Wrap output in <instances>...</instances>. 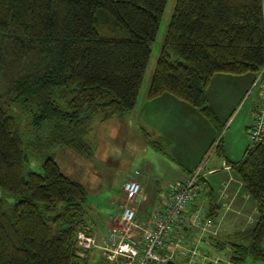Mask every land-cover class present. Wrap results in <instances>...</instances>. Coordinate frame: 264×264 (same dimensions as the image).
Here are the masks:
<instances>
[{"label": "trees", "instance_id": "obj_1", "mask_svg": "<svg viewBox=\"0 0 264 264\" xmlns=\"http://www.w3.org/2000/svg\"><path fill=\"white\" fill-rule=\"evenodd\" d=\"M166 3L0 0V264L82 262L75 243L87 226L86 190L51 150L88 158L93 117L134 110ZM263 65L264 0H175L148 96L170 93L214 121L212 76ZM32 154L41 171L30 168ZM232 166L257 218L228 243L229 256L264 263V138Z\"/></svg>", "mask_w": 264, "mask_h": 264}, {"label": "crops", "instance_id": "obj_2", "mask_svg": "<svg viewBox=\"0 0 264 264\" xmlns=\"http://www.w3.org/2000/svg\"><path fill=\"white\" fill-rule=\"evenodd\" d=\"M256 74L254 72L216 73L212 76L206 88L205 97L214 121L197 107L170 93H162L150 98L148 91L142 97V103L138 105L136 101L134 110L130 113L107 119L97 115L100 121L111 122L113 128L110 127L104 131L113 133V137H116L115 141L108 145L107 156L114 154V158H117L121 150V144L118 142L125 140L127 135L132 133L138 136L140 141L145 138L146 143L150 141L156 144L157 150L164 154L161 156V161L168 166L172 167L168 163L171 155L180 157V169L172 167L170 185L184 179L202 164L204 186L201 197L188 207V215L182 229L187 242L196 246L197 255L194 264H234L232 261H226L227 258L225 260L218 257L212 258L209 247L217 250L228 248V254H230L228 243L239 241L238 233L251 228L257 218L256 204L246 192L232 166V163L243 158L246 149L252 144L249 128L258 104V93L249 105L245 107L241 105L239 108V104L253 84ZM130 121L133 122V129L128 127ZM222 131L224 134L216 141V136L218 137ZM212 145H215V148L211 151L209 158L216 151L212 162L202 161L203 154L205 155ZM103 150L105 151L104 148ZM145 164L149 171L156 172L159 178L167 176V172L156 168L151 159L145 161ZM148 168L144 172L137 170L138 173L133 170L121 184L122 188L123 182L130 178L138 179L141 184V192L134 200L139 222L152 221L157 211L165 207L169 197V191L164 201L161 195L157 196L161 186L151 183V178L147 176ZM195 207L201 208L204 217L212 219L211 225L193 223ZM92 234L96 241L100 242V237L93 232ZM203 244L208 246L207 249ZM176 246L182 247V244L177 242ZM96 251L92 249L80 264H87L88 259ZM173 260L183 264L185 257L176 254Z\"/></svg>", "mask_w": 264, "mask_h": 264}, {"label": "rangeland", "instance_id": "obj_3", "mask_svg": "<svg viewBox=\"0 0 264 264\" xmlns=\"http://www.w3.org/2000/svg\"><path fill=\"white\" fill-rule=\"evenodd\" d=\"M174 5L175 0H167L156 34V39L151 46L150 57L138 93V105L142 103V97L148 91L151 76L155 67V62L157 61V57L162 48L164 36L173 13ZM257 93V87L251 85L247 90L243 100L239 104V108L241 105H244L243 107L249 105L251 100L256 98ZM110 127H112L111 122H102L100 121L99 116L93 117L91 122V130L87 135V140H89L92 144L90 145L93 148V153L88 158L79 156L76 152L67 147L58 146L51 150L52 157L59 165L62 173L68 176L70 179L80 183L86 190V223L92 229L91 230L89 228L90 231L95 235H98L100 239H102L101 237L107 233L111 224H113L114 220L119 217L121 213L120 205L123 202V190L121 188V184L128 174L132 173L133 170L144 172V170L148 168L145 164V161H149L151 159L153 165L156 168H161L167 172V176L164 178H159L156 172L151 173L149 168L147 173V176H149L152 180L151 183L161 186L160 193H158L157 196L161 195V198L164 201L168 196V191L171 184L170 178L173 172L172 167L175 169H180L179 164L181 163V159H179L180 157L178 158L175 157L177 155H171L168 163L172 167L168 166L165 162L161 161V156L164 154H161L160 151L157 150L158 147L156 144H153L150 141L149 143H146L144 141L145 138H143V141H140L138 139L139 137L136 135L134 136L132 133L128 134L125 140L118 142L121 144V150L117 158H114V154H108L107 156L106 152L108 151V145L111 142H114L116 138L113 137V133L111 134L108 131H104L105 129H110ZM128 127L130 129L132 127L133 129V122L130 121V125ZM223 134L224 131H222L218 137L216 136V141H218ZM215 145H212L210 150H208L205 155L203 154L202 161H206L208 163L210 161L212 162L216 151L212 153L211 158H209V156L211 151L215 148ZM41 163V158L34 154L30 155V168L36 171H41ZM7 198H9V201L13 200V198L9 197L8 195ZM203 245L204 248L207 249L208 246L205 244ZM93 250L97 251L91 258L88 259L87 264H100L101 252L97 247ZM228 252V248L217 250L215 248L209 247V254L212 258L218 257L222 260L227 258L226 261L231 262ZM80 259L83 260V258ZM244 264L264 263L248 258Z\"/></svg>", "mask_w": 264, "mask_h": 264}, {"label": "built area", "instance_id": "obj_4", "mask_svg": "<svg viewBox=\"0 0 264 264\" xmlns=\"http://www.w3.org/2000/svg\"><path fill=\"white\" fill-rule=\"evenodd\" d=\"M252 86L258 88V104L249 128L251 145L264 138V65L257 72ZM203 179L201 164L187 177L170 185L165 207L157 211L152 221L147 222H139L134 203L141 192L140 182L135 178L125 180L119 217L100 243L88 226L79 229L75 243L77 257L84 259L97 247L101 252L100 264H164L167 260H173L176 254L185 257L183 264H194L196 246L187 242L182 229L188 207L201 197ZM192 219L195 225L212 224V219L204 217L200 207L193 209ZM177 242L182 247H177Z\"/></svg>", "mask_w": 264, "mask_h": 264}, {"label": "water", "instance_id": "obj_5", "mask_svg": "<svg viewBox=\"0 0 264 264\" xmlns=\"http://www.w3.org/2000/svg\"><path fill=\"white\" fill-rule=\"evenodd\" d=\"M164 264H177L174 260H167Z\"/></svg>", "mask_w": 264, "mask_h": 264}]
</instances>
